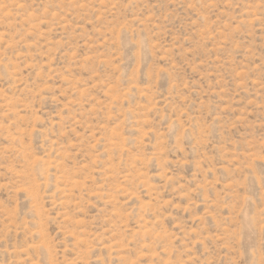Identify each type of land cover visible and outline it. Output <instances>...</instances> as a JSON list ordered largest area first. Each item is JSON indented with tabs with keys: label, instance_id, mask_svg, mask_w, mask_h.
<instances>
[{
	"label": "rangeland",
	"instance_id": "1",
	"mask_svg": "<svg viewBox=\"0 0 264 264\" xmlns=\"http://www.w3.org/2000/svg\"><path fill=\"white\" fill-rule=\"evenodd\" d=\"M0 264H264V0H0Z\"/></svg>",
	"mask_w": 264,
	"mask_h": 264
}]
</instances>
